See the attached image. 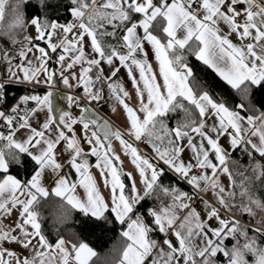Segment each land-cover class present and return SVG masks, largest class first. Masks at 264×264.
<instances>
[{"label":"snow or ice","instance_id":"obj_1","mask_svg":"<svg viewBox=\"0 0 264 264\" xmlns=\"http://www.w3.org/2000/svg\"><path fill=\"white\" fill-rule=\"evenodd\" d=\"M61 6L0 0V106L10 87L28 90L0 107V264H264V112L251 100L264 86V0H67L66 23L48 15ZM192 59L240 102L218 100ZM102 104L123 123L101 117ZM23 157L27 179L11 172ZM44 206L61 223L110 212L124 226L115 258L76 233L50 241Z\"/></svg>","mask_w":264,"mask_h":264},{"label":"trees","instance_id":"obj_2","mask_svg":"<svg viewBox=\"0 0 264 264\" xmlns=\"http://www.w3.org/2000/svg\"><path fill=\"white\" fill-rule=\"evenodd\" d=\"M60 2L62 6L59 8V10L50 8L48 9V15L51 19H58L60 23H66L71 20L70 15L63 7V5L67 3V0H60ZM36 11L37 9L34 6H30L28 9V14L30 16L34 15ZM36 43L42 44L40 41H37ZM192 63L195 64L199 69L197 72L198 77L204 84L207 85L209 90L218 100L225 102L229 107H234L235 104L240 102L239 96H237L235 92L228 89L227 86L224 85L223 82H221L219 78L211 72V70L207 69L203 65H200L194 59H192ZM21 93L22 86L10 87L8 89L7 101L3 106L0 107H2L4 110L7 109V107H9L14 99ZM251 100L253 107L256 109V114H259V112H264V86L255 88L253 90ZM241 114L246 116L252 113L242 112ZM254 156L257 160H261L258 154H254ZM232 158L239 160L240 164L244 166H247L250 163L249 157L244 155L240 150L233 152ZM23 160L25 161V167L22 168L13 166L11 168V172L13 175H17L21 179H27L30 177L34 166L27 157H23ZM261 162L264 163V160H261ZM125 182L128 183L127 178H125ZM164 182L166 184L175 183V178L171 175H167L164 178ZM181 187L184 186L181 185ZM261 191H264V189H258L257 195H260ZM151 203L152 202L150 200L145 201L138 210L143 213ZM41 212L43 216V228L50 241H55L57 238V231L66 237L70 233H76L81 240L87 242L101 255V257H105L109 261H112L115 258L116 253L113 250L119 245V233L124 226L117 223L110 212L106 213L108 217L107 221H96L91 218H85L81 213L73 211L71 212L69 219L63 223L56 221L49 207H42ZM251 219V217L249 218L245 216L243 220L248 222ZM228 243L231 245L232 241H229ZM261 247H264V244H261ZM219 259L223 258L220 257ZM247 259L251 264L253 257L249 255Z\"/></svg>","mask_w":264,"mask_h":264},{"label":"crops","instance_id":"obj_3","mask_svg":"<svg viewBox=\"0 0 264 264\" xmlns=\"http://www.w3.org/2000/svg\"><path fill=\"white\" fill-rule=\"evenodd\" d=\"M30 28L31 27H29L27 29V34L29 36H33L34 34H33V32L31 31ZM233 39L235 40V37H233ZM40 46H45V45L42 42V44H40ZM4 71H6L5 66L3 64H0V75H3V72ZM122 72H123V70H122ZM56 88L63 89V90H68V89H65L64 88V85L60 81L59 76H57V78H56ZM35 91L36 92H43L44 89L43 88H37ZM68 91H71V90H68ZM66 94H68V93H66ZM59 103H60V106H61L62 110L71 112L73 116H79V114H80L79 108H77V107H71V108L68 107L67 101L65 99H61L59 101ZM97 112H98V114L101 117H103L105 119H109L110 122L113 123V126L114 127L119 126V125H121L123 123V117L122 116H118L117 114H114V113L111 112L110 104H102V105H100ZM77 132H79V126H77ZM114 146L117 148V151L119 152L118 144H114ZM85 147H87V146L85 145ZM121 158L124 160V168L126 170L130 171L132 169V166L129 163V161L127 160V158H124L123 156ZM94 160H95V158H90V163L94 162ZM65 171H68V169L66 168ZM92 171L94 173H96V170L95 169H93ZM73 178H74V174H73ZM97 178L99 179L98 174H97ZM45 183L47 185H51L52 184V178L50 176H47L46 175ZM101 190H102V192L105 193V195H107V191L105 189H103L102 185H101ZM13 221H15V219H12V221H9L8 224L11 223V222H13ZM13 247H15V246H13Z\"/></svg>","mask_w":264,"mask_h":264},{"label":"built area","instance_id":"obj_4","mask_svg":"<svg viewBox=\"0 0 264 264\" xmlns=\"http://www.w3.org/2000/svg\"><path fill=\"white\" fill-rule=\"evenodd\" d=\"M27 91H28V90L26 89V87L22 86V93H21L20 95L26 94ZM64 91H65V93L72 94L71 91H68V90H64ZM20 95H19V96H20ZM19 96H18V97H19ZM18 97H16V98H18ZM16 98H15L14 101L9 105V107H11V106L16 102ZM9 107H7V109H8ZM7 109H5V110H7ZM98 109H99V106H97V111H98ZM141 148H142V150H145V146L141 145ZM243 222H244V223H247V221H244V220H243Z\"/></svg>","mask_w":264,"mask_h":264},{"label":"rangeland","instance_id":"obj_5","mask_svg":"<svg viewBox=\"0 0 264 264\" xmlns=\"http://www.w3.org/2000/svg\"><path fill=\"white\" fill-rule=\"evenodd\" d=\"M30 29H31V31L33 32V34L35 35L34 30H33L32 28H30ZM34 35H33V36H34ZM36 42H37V41H36ZM221 142L224 143L225 146L227 147V144H226V141H225V140L222 139ZM224 182L227 183L226 179H225ZM249 218H250V217H249ZM12 219H16V213H15V212L12 214L11 218H5L3 222H5V224H8V222H9V221H12Z\"/></svg>","mask_w":264,"mask_h":264}]
</instances>
